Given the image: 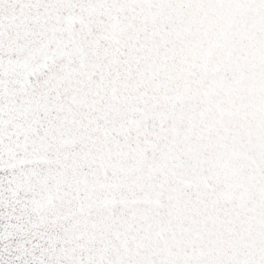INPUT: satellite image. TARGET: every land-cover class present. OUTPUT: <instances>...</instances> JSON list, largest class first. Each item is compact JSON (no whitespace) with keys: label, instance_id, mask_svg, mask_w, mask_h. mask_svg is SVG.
<instances>
[{"label":"snow or ice","instance_id":"snow-or-ice-1","mask_svg":"<svg viewBox=\"0 0 264 264\" xmlns=\"http://www.w3.org/2000/svg\"><path fill=\"white\" fill-rule=\"evenodd\" d=\"M0 264H264V0H0Z\"/></svg>","mask_w":264,"mask_h":264}]
</instances>
